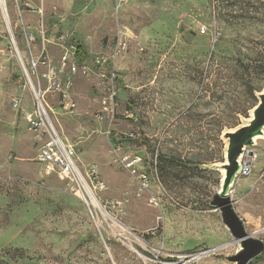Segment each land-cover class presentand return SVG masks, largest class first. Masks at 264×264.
<instances>
[{
  "label": "rangeland",
  "instance_id": "obj_1",
  "mask_svg": "<svg viewBox=\"0 0 264 264\" xmlns=\"http://www.w3.org/2000/svg\"><path fill=\"white\" fill-rule=\"evenodd\" d=\"M3 1L0 264H234L227 257L238 246L219 245L220 230L230 232L211 205L223 175L207 167L225 161L223 133L251 118L264 89V0ZM25 29L37 39L31 46ZM43 30L57 42L46 44V64L36 68ZM121 42L126 50L115 56ZM78 46L93 72L105 58L104 71L118 75L113 116L99 118L97 74L63 66ZM21 60L80 171L97 168L106 185L98 203L37 161L41 143L25 119L33 89ZM56 80L72 83L74 113L49 91ZM254 150L259 185L252 194L243 183L235 197L245 221L252 214L264 225L263 138ZM127 155L141 159L137 174L123 163Z\"/></svg>",
  "mask_w": 264,
  "mask_h": 264
},
{
  "label": "built area",
  "instance_id": "obj_2",
  "mask_svg": "<svg viewBox=\"0 0 264 264\" xmlns=\"http://www.w3.org/2000/svg\"><path fill=\"white\" fill-rule=\"evenodd\" d=\"M41 37L39 41L42 42L44 48L41 56L33 60V66L38 67L40 65H45L44 52L46 50V44L56 43L55 38L47 36L46 32L43 30L41 32ZM24 36L31 46L34 44L37 39L34 34L29 30H24ZM15 44V41H13ZM16 45V44H15ZM127 45L121 42L116 49L115 56L122 54L126 50ZM71 53V55H69ZM5 54V52H3ZM1 57V56H0ZM25 73L29 79V83L33 89V101L34 106L29 112H25L23 109V101L20 97H14L12 100V105L17 111L22 110L26 113L25 119L28 125L29 131L36 135V139L41 143L39 149V154L37 161L42 165V168L46 174L57 173L61 179L70 182L78 187L79 192H82L83 195H87L85 201L88 203L96 202L99 200L96 197L95 192H104L106 190V185L101 181L98 175V170L95 166L90 167L86 173H82L76 164V150L71 145L66 143L58 134L56 128L54 127L48 110L47 103L45 101V93L41 90H38L34 85L27 72V69L23 63ZM84 61L80 60L77 55V48H71V50L64 55L62 59V64L64 67H69L72 74H80L84 77H90L92 74H97L98 78V89L103 92V100L101 104V112L99 115L100 119H103L102 115L113 116L115 110L118 107L119 102V78L114 69L109 68L108 72L104 71L107 60L105 58H97L95 61V67L98 70L93 72V70L83 63ZM71 87L72 83L63 81H54L49 91L52 93L58 94L59 99V108L64 110L67 113H74L77 107V103L71 96ZM258 154L255 152L254 148H248L241 159V171L238 175L237 181L242 178H249L253 174V170L257 163ZM123 163L125 166L132 170L134 174L139 172V169L136 168V165L140 162V158L133 159L130 155L124 156ZM143 182L146 180V176L140 175ZM89 181V182H88ZM236 181V182H237ZM231 198L235 200V187L230 192ZM219 250V249H218ZM242 248L238 244V251H241ZM212 253V250L208 252L198 253L206 255ZM215 252V251H214ZM196 254V255H198ZM196 255L194 260H196ZM200 257V258H201Z\"/></svg>",
  "mask_w": 264,
  "mask_h": 264
},
{
  "label": "water",
  "instance_id": "obj_3",
  "mask_svg": "<svg viewBox=\"0 0 264 264\" xmlns=\"http://www.w3.org/2000/svg\"><path fill=\"white\" fill-rule=\"evenodd\" d=\"M6 12V10L4 9ZM9 26L8 17H6ZM10 28V27H9ZM12 40L14 36L10 31ZM258 104L253 108L251 118L235 129L227 130L222 138L226 140L225 161L208 166L222 172L221 190L216 194L211 205L220 211L222 220L230 235L242 248L227 260L234 264H250L264 253V241L256 233H249L237 214L230 192L234 189L241 171V159L248 148H254L258 139H264V89L257 94Z\"/></svg>",
  "mask_w": 264,
  "mask_h": 264
},
{
  "label": "crops",
  "instance_id": "obj_4",
  "mask_svg": "<svg viewBox=\"0 0 264 264\" xmlns=\"http://www.w3.org/2000/svg\"><path fill=\"white\" fill-rule=\"evenodd\" d=\"M259 178L257 177H249V178H242L239 179L236 182V190L235 192L239 191L238 186L243 185V183H248L250 184V190L249 193L251 192L252 194L255 193L256 188L259 185ZM238 199L237 197H235L234 200V207L236 209L237 214L240 216V218L243 220L246 230L249 233H256L258 238L262 239L264 241V225L261 223H258V217L254 216L252 214H248L249 216H247V220L245 221V215L243 213V211H241V209L239 208V206L237 205ZM217 237L220 239V243L219 245H223L225 246L228 243H232L233 244V249L236 251L238 244H235V240L233 239V237L231 235H229L227 232H224L223 230H220L219 234L217 235ZM228 258V257H227ZM250 264H264V253L259 256L257 259H255L254 261H252Z\"/></svg>",
  "mask_w": 264,
  "mask_h": 264
},
{
  "label": "trees",
  "instance_id": "obj_5",
  "mask_svg": "<svg viewBox=\"0 0 264 264\" xmlns=\"http://www.w3.org/2000/svg\"><path fill=\"white\" fill-rule=\"evenodd\" d=\"M77 55L79 56L80 60H82V61L85 60L86 54L84 53L81 46L77 47Z\"/></svg>",
  "mask_w": 264,
  "mask_h": 264
},
{
  "label": "bare ground",
  "instance_id": "obj_6",
  "mask_svg": "<svg viewBox=\"0 0 264 264\" xmlns=\"http://www.w3.org/2000/svg\"><path fill=\"white\" fill-rule=\"evenodd\" d=\"M0 4H1V7H3V11H4V9H5V7H6L4 1H3V0H0ZM91 203H92V202H91ZM94 203H96V202H94ZM96 205H97V204H96ZM214 251H216V249H215V250H212V252H214ZM201 255H202V254H198V255H196V258H197L196 260H200V259H201V258H200Z\"/></svg>",
  "mask_w": 264,
  "mask_h": 264
}]
</instances>
